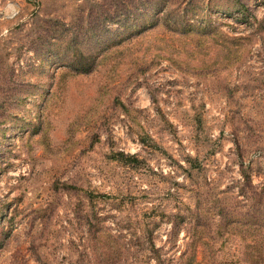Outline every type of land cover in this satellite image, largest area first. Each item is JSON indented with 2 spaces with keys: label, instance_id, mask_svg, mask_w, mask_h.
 Wrapping results in <instances>:
<instances>
[{
  "label": "rangeland",
  "instance_id": "rangeland-1",
  "mask_svg": "<svg viewBox=\"0 0 264 264\" xmlns=\"http://www.w3.org/2000/svg\"><path fill=\"white\" fill-rule=\"evenodd\" d=\"M111 1L0 0V264H173L188 222L191 264H264V0L206 6L201 35L123 33Z\"/></svg>",
  "mask_w": 264,
  "mask_h": 264
},
{
  "label": "trees",
  "instance_id": "trees-1",
  "mask_svg": "<svg viewBox=\"0 0 264 264\" xmlns=\"http://www.w3.org/2000/svg\"><path fill=\"white\" fill-rule=\"evenodd\" d=\"M222 2L226 3V5L224 6ZM97 5L102 6L100 3H97ZM206 6L208 8L221 9L226 14L236 10L239 15L238 19L246 20L247 9L238 0H207L205 5H198V1L194 0H112L110 3L112 9L105 12V20L110 23H118L119 27L124 28L123 33L128 31V33H137L146 27L160 25V27L171 33H185L190 28L197 31L199 35L202 33L209 34L216 32V28L201 19L202 11ZM189 12L200 15L194 19V21L199 22H188L185 17ZM78 22L79 26L70 27V32L66 33L61 39L62 48L60 55L65 56L64 64L69 70L83 74L89 72L93 67L94 51L99 46L102 35L98 36V33H93L86 18L85 25H87V28L83 29V23H81L80 18ZM110 38L113 37L106 38V42ZM174 222L179 223V221ZM186 226V229H184L186 236H188L186 252H183L173 264H191V261H193L194 245L200 232L197 230L199 227L193 226L189 222ZM178 231L179 227L172 223L169 230L170 236L175 238ZM149 235L150 232L147 230L146 236L148 239ZM149 245L152 247L150 239ZM155 253H157L156 249H154ZM210 259L212 264H218L213 257H210ZM155 262L156 264H161L158 255H155Z\"/></svg>",
  "mask_w": 264,
  "mask_h": 264
}]
</instances>
